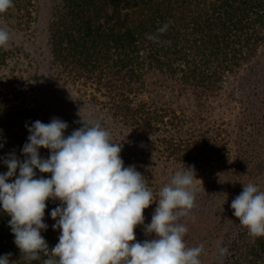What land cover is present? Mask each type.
I'll list each match as a JSON object with an SVG mask.
<instances>
[{"label": "trees", "instance_id": "1", "mask_svg": "<svg viewBox=\"0 0 264 264\" xmlns=\"http://www.w3.org/2000/svg\"><path fill=\"white\" fill-rule=\"evenodd\" d=\"M13 5L0 13V27L27 36L38 21V0ZM48 51L46 79L105 114L101 126L122 144L125 167L144 175L154 199L164 162L184 171L227 164L212 180L210 209L197 208L195 220L184 223L186 245L203 246L202 264H264V237L251 236L231 208L244 185L264 191V0H54ZM33 63L20 44L0 48V174L12 154L26 159L33 123L52 120L29 100L25 74ZM39 152L50 157L49 149ZM46 203L41 235L51 250L61 234L51 212L62 204ZM10 220L0 204V257L43 264V254L22 258ZM221 247L228 249L223 256Z\"/></svg>", "mask_w": 264, "mask_h": 264}, {"label": "clouds", "instance_id": "2", "mask_svg": "<svg viewBox=\"0 0 264 264\" xmlns=\"http://www.w3.org/2000/svg\"><path fill=\"white\" fill-rule=\"evenodd\" d=\"M13 6V0H0V13ZM166 30L167 24L157 32ZM11 39L0 27V48L6 51ZM82 124L65 136V121L37 120L22 150L26 159L21 162L12 154L4 161L9 170L0 174V204L11 217L9 226L22 258L37 260L43 254V264H202L203 246L186 245L188 229L180 222L197 206L194 168L177 171L154 200L144 175L135 166L125 167L122 144L112 142L100 123ZM40 148L49 149L50 157L41 158ZM35 169L51 177L37 179ZM14 176L15 181L8 182ZM49 199L62 204L51 212L53 228L61 230L51 250L41 235L48 228L44 218ZM157 201L151 223L145 226L155 238L141 243L135 229L144 225V210ZM231 208L251 236L264 237V191L253 183L244 185ZM227 252L226 247L219 249L221 256ZM10 256L0 257V264H12Z\"/></svg>", "mask_w": 264, "mask_h": 264}, {"label": "rangeland", "instance_id": "3", "mask_svg": "<svg viewBox=\"0 0 264 264\" xmlns=\"http://www.w3.org/2000/svg\"><path fill=\"white\" fill-rule=\"evenodd\" d=\"M54 0H38V21L34 27V31L27 34V36H20L13 33L11 34L12 39L10 42L21 46L31 54V57L35 61L32 65V69L27 70L30 73L25 74L31 81L28 88L29 100L35 106H42L49 114L50 118H59L68 124V128L65 131V136H68L72 131L83 126L82 120L88 122H107L104 113L99 111L94 106L88 104L83 97H80L76 92L71 91L67 88L55 86L50 84L47 78V67L46 62L49 57L48 41H49V25L53 14ZM1 23V21H0ZM1 25V24H0ZM7 30V29H6ZM26 65V62H24ZM34 67V68H33ZM38 77V83L35 82ZM26 84V83H25ZM229 119V118H228ZM227 166L224 162L215 164L213 166H200L194 168L196 180L195 184L198 189L196 193V207L191 213L197 210V208L207 210L210 209L211 194V183L213 178L215 179L219 175L223 174V169ZM177 171H184L179 165L173 163H162L156 170L155 182L159 188V191L165 186L171 183V180ZM222 172V173H221ZM206 190V191H205ZM218 198L220 193L217 192ZM159 196L154 200H158ZM158 201L154 202L149 208L144 210L145 222L144 225H139L135 229L137 241L143 243L145 240L155 238V233L147 234L145 226L151 223L152 216ZM189 217L181 218V223H185L187 220L192 219V214ZM185 238H189V233H186ZM148 240V241H149Z\"/></svg>", "mask_w": 264, "mask_h": 264}]
</instances>
